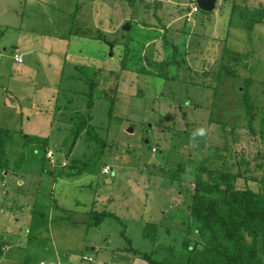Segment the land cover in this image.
Masks as SVG:
<instances>
[{"label":"rangeland","instance_id":"obj_1","mask_svg":"<svg viewBox=\"0 0 264 264\" xmlns=\"http://www.w3.org/2000/svg\"><path fill=\"white\" fill-rule=\"evenodd\" d=\"M192 2L0 0V128L11 132L8 166L0 168V264H23L27 256L31 264H147L142 252L164 260L168 247L181 254L185 239L197 242L188 205L202 165L238 172L249 162L238 186L258 188L254 178L264 175V18L248 31L235 26L243 23L238 16L233 22L240 23L230 24L229 10L222 12L218 2L190 21L185 16ZM163 26L185 52V77L122 69L127 41L133 53L148 54L154 37L162 40ZM225 44L240 57L239 75H226L212 88L189 83L191 67L214 64L216 72ZM247 79L259 108L253 133L242 103ZM92 82V123L106 144L98 155L95 141L73 134L80 115L88 114ZM69 99L74 110L65 107ZM25 134L48 145L27 142ZM71 158L90 161L95 171L61 175ZM92 209L114 212L121 221L106 217L87 226L83 220ZM35 210L50 219L43 237L30 240ZM148 224L156 240L145 234ZM128 239L139 253L129 250Z\"/></svg>","mask_w":264,"mask_h":264},{"label":"trees","instance_id":"obj_2","mask_svg":"<svg viewBox=\"0 0 264 264\" xmlns=\"http://www.w3.org/2000/svg\"><path fill=\"white\" fill-rule=\"evenodd\" d=\"M218 2H220L222 12L224 8L229 10L230 24L240 23L236 20L233 22L234 17L238 16L243 20V23L235 24V26L252 31L256 23L263 22L264 4L253 6L250 0H218L217 4ZM189 11L190 7L187 13ZM163 27L162 40H159L158 35L155 36L154 48L148 54L133 53L130 47L132 39L127 41L121 65L122 69L154 74L165 77L167 80L180 79V75L186 73L187 67L183 55L185 52L178 43L168 37L166 26ZM189 31L186 32L189 33ZM129 34L131 35V33ZM157 41L161 42L160 50H158ZM205 62L203 60V63ZM239 62L238 53L230 52L227 44H225L221 50V57L216 60V72H213L212 65L214 64L201 70L191 67L189 83L210 87L218 80L223 81L226 75L238 76ZM208 63L206 62L207 65ZM250 81L249 79L245 81L242 103L247 115V117L245 116L247 130L253 133V125L259 108L248 93L249 86L252 84ZM96 83L90 84L88 114L80 115L79 121L74 124L73 134L75 138L84 134L88 141H95L100 147L95 154L98 155L104 151L106 144L92 123ZM68 102L71 104H67L65 107L74 110L76 107L74 100L69 99ZM261 123H264V119ZM10 133L9 129L0 128V168L8 166L6 140L10 137ZM24 138L27 142L32 141L48 145L46 138L28 134H25ZM259 155H262L261 152ZM241 165L244 167L243 171L240 170L241 172H232L224 168H211L206 165L200 167L193 182L188 205L189 228L193 227L198 234L196 244L191 246L185 239V251L181 254L174 247H168L167 256L164 260L158 259L153 252H142V258L147 261V264H264V175L254 178L259 183L257 189L252 187L240 188L238 180L245 177L244 171H249V162L242 161ZM63 166L68 169L61 170L60 174L68 178L95 171L94 167L90 165V161H82L77 158L69 159ZM180 167L183 169L184 166ZM248 177L246 176V178ZM54 206L68 213L60 205L54 203ZM106 217H115L121 221V218L114 212L92 209L83 223L87 226H98ZM49 219L50 215L46 211H34L29 228L30 240L43 237L42 231L48 225ZM149 227L154 229L155 226L148 224L145 228V234L156 240L154 231L150 232ZM128 241L131 246L129 250L139 253L129 239ZM30 262L31 258L27 256L23 264H31Z\"/></svg>","mask_w":264,"mask_h":264},{"label":"water","instance_id":"obj_3","mask_svg":"<svg viewBox=\"0 0 264 264\" xmlns=\"http://www.w3.org/2000/svg\"><path fill=\"white\" fill-rule=\"evenodd\" d=\"M199 7L205 11H212L217 6L218 0H196ZM131 28L130 23H126L124 25V29L129 30ZM111 49L113 47V44L109 43ZM112 51V50H111Z\"/></svg>","mask_w":264,"mask_h":264},{"label":"built area","instance_id":"obj_4","mask_svg":"<svg viewBox=\"0 0 264 264\" xmlns=\"http://www.w3.org/2000/svg\"><path fill=\"white\" fill-rule=\"evenodd\" d=\"M190 7H191V9H190V11L186 14V16H187V18H188L189 20H192L193 15H194L196 12H198V11L200 10V7H199V5L197 4V1H196V0H193V2L191 3ZM16 59H17L18 61H22V57H21L20 55H16ZM108 171H109V168H108V166H107V167L104 168V172H108ZM84 259L92 260V257H87V256H86Z\"/></svg>","mask_w":264,"mask_h":264},{"label":"clouds","instance_id":"obj_5","mask_svg":"<svg viewBox=\"0 0 264 264\" xmlns=\"http://www.w3.org/2000/svg\"><path fill=\"white\" fill-rule=\"evenodd\" d=\"M200 134H201V135L203 134V129L200 130Z\"/></svg>","mask_w":264,"mask_h":264},{"label":"crops","instance_id":"obj_6","mask_svg":"<svg viewBox=\"0 0 264 264\" xmlns=\"http://www.w3.org/2000/svg\"><path fill=\"white\" fill-rule=\"evenodd\" d=\"M234 24V23H233Z\"/></svg>","mask_w":264,"mask_h":264}]
</instances>
